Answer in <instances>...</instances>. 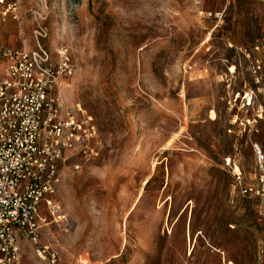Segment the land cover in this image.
<instances>
[{"label": "rangeland", "instance_id": "rangeland-1", "mask_svg": "<svg viewBox=\"0 0 264 264\" xmlns=\"http://www.w3.org/2000/svg\"><path fill=\"white\" fill-rule=\"evenodd\" d=\"M8 2L0 46L35 50L42 27L50 65L62 49L73 64L64 105L99 131L92 153L61 167L67 222L40 231L60 264H264V223L232 177L235 164L251 181L264 122L249 132L251 112L227 104L252 87L238 50L264 38L260 1Z\"/></svg>", "mask_w": 264, "mask_h": 264}, {"label": "built area", "instance_id": "built-area-1", "mask_svg": "<svg viewBox=\"0 0 264 264\" xmlns=\"http://www.w3.org/2000/svg\"><path fill=\"white\" fill-rule=\"evenodd\" d=\"M259 1L264 7V0ZM15 6L0 0V17L15 12ZM33 36L32 51L0 46V264H24L20 243L32 247L34 264H60L58 254L42 243L40 231L67 222L57 198L61 167L70 155L92 153L89 145L99 135L90 115L79 105L66 107L62 100L60 86L74 74L67 50L58 51L56 64L50 65L40 44L47 32L38 27ZM238 52L252 87L229 96L227 104L229 110L238 104V110L251 112L240 121L251 132L264 122V38ZM233 68H226L231 77ZM256 94L262 95V103L254 106ZM252 152L251 181L245 183L234 164L233 187L241 198L255 203L258 220L264 223V148L253 143Z\"/></svg>", "mask_w": 264, "mask_h": 264}, {"label": "bare ground", "instance_id": "bare-ground-1", "mask_svg": "<svg viewBox=\"0 0 264 264\" xmlns=\"http://www.w3.org/2000/svg\"><path fill=\"white\" fill-rule=\"evenodd\" d=\"M68 87V86H67Z\"/></svg>", "mask_w": 264, "mask_h": 264}]
</instances>
